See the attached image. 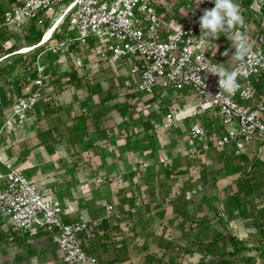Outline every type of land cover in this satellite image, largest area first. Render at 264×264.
<instances>
[{
	"label": "built area",
	"instance_id": "2783aa9c",
	"mask_svg": "<svg viewBox=\"0 0 264 264\" xmlns=\"http://www.w3.org/2000/svg\"><path fill=\"white\" fill-rule=\"evenodd\" d=\"M256 5L257 10L243 19V24L224 32L233 42L235 36L242 34L249 47L243 60H235L231 66L222 58L218 38L210 41L200 36L197 21L204 10L214 7L211 0H203L194 10L192 0H11L3 11L1 25L19 29L25 22H41L44 16L49 26L56 25L46 42L62 25L66 26V33L75 35L55 42L51 48L54 53L88 49L101 63L109 65L129 59L128 74L137 93L151 99L154 94L167 95L165 92L170 91L185 99L199 100L194 115L214 113L219 124L208 118L190 125L188 161L224 147L235 157L250 151L253 157L260 158L264 156V20L259 17L262 0ZM53 12L56 17L50 21L48 16ZM42 39L43 36L41 42ZM89 39L97 45L89 47ZM221 69L238 72L239 87L234 94H219V77L208 72ZM46 80V71L37 68L34 78L28 80L32 91L12 103L0 131L19 127L27 116L34 114L39 101L45 100L41 92ZM189 118L176 107L164 116L162 126L169 129ZM159 162L167 168L165 158L160 157ZM3 166L6 172L0 173V226L7 224L21 234H50L62 264H107L88 252L84 244L100 225V219L67 221L66 217L75 212L73 202L57 200L20 170ZM146 167L141 164V171ZM118 180L121 178L100 175L94 181L98 188ZM259 188L264 201V179ZM180 195V191L174 192L164 199V205ZM192 195L194 192L185 193L187 199ZM101 207L106 218L110 214L119 216L114 204L103 200ZM221 217L225 219L223 213ZM260 229L263 235L258 246L264 248V221Z\"/></svg>",
	"mask_w": 264,
	"mask_h": 264
},
{
	"label": "crops",
	"instance_id": "0c3cea01",
	"mask_svg": "<svg viewBox=\"0 0 264 264\" xmlns=\"http://www.w3.org/2000/svg\"><path fill=\"white\" fill-rule=\"evenodd\" d=\"M234 61V58L225 59L227 65ZM128 77L134 83L130 75ZM71 83H75L72 78ZM89 84L91 82L83 89L93 100L91 104L98 103L93 106L97 108L100 106V82L93 87ZM47 107L36 108L33 118L38 119ZM98 110L100 112V108ZM99 118L97 113L75 120L73 123L79 121L82 125L75 124L69 131L71 135L76 133L73 142H80L83 149L91 151V158L87 159L95 166L88 167L83 182H77L75 179L78 176L72 173V182L66 185L67 191L50 193L61 202H73L75 212L66 217L67 221L79 218L101 220L84 242L88 252L107 264L255 263L257 258L245 252L243 237L249 236L250 240L246 242L251 241L255 245L263 234L260 225L264 221V201L259 197V183L264 176V156L253 157L247 151L235 157L228 147H224L200 154L190 162L186 150L191 124L178 138L172 136L166 139L156 130L144 129H140L134 138L129 131L125 143L118 142V149L113 153L105 145H100V142L111 141V130L100 129ZM177 125L179 123L174 124ZM152 132L157 133L153 136ZM160 148H166L169 154H159ZM88 151H85V157ZM160 157L167 160V168H163L159 162ZM256 159L262 164L259 174L252 173L257 167H252L258 162ZM141 164L147 165L145 171H141ZM4 169L0 162V173ZM97 172L103 177H119L121 180L110 181L96 188L92 178ZM33 178L30 176L35 182ZM253 181L254 184L248 186ZM246 183L248 185L243 186ZM176 191H180L181 195L164 205V199ZM186 192H194V195L187 199ZM83 196L86 198H81ZM103 200L114 204L119 216L110 214L106 218L101 207ZM223 203L229 205L226 213L235 215L228 219L230 226L214 220ZM261 212L263 215L259 214ZM250 220H253L252 224ZM234 226L237 229H232ZM14 233L18 235L17 242L26 246L36 243L42 247L41 253L36 254L39 258L37 264H62L50 234L43 233L44 236L36 237ZM261 255L264 263V255ZM21 260L23 256L17 255L15 263L19 264Z\"/></svg>",
	"mask_w": 264,
	"mask_h": 264
},
{
	"label": "rangeland",
	"instance_id": "374dc122",
	"mask_svg": "<svg viewBox=\"0 0 264 264\" xmlns=\"http://www.w3.org/2000/svg\"><path fill=\"white\" fill-rule=\"evenodd\" d=\"M9 2L10 0H0V115L4 119L9 114L12 103L32 91V84L28 80L34 78L37 68L46 71L47 80L41 92V96L45 100L39 101L36 108H40V106H49V108L43 110V115L38 116V119L37 117L33 118L32 114L27 116L19 127L0 131V162L5 166H12L20 170L29 180H31L30 176H34L33 180L48 194H52V192L60 194L67 191L66 185L72 182L70 179L72 173L74 176H78L75 179L77 182L80 180L83 182L88 167L95 166L88 160L91 158V151L83 149L80 142H73V136L76 133L71 135L70 128L75 124L79 126L81 124L79 121L73 123L75 120L89 118L98 113L100 129L111 130V141L100 142V145H105V148L113 153L118 149V142L125 143L129 131L134 138L138 136L140 129L156 130L160 136H165V138L172 136L178 138L179 134L186 132L188 125L198 120L205 122L211 118L218 124L219 120L213 113L202 116L194 115L198 110L199 100L197 99H185L170 91L165 92L167 95L154 94L151 99L137 93L135 84L128 77L129 59L109 65L101 63L88 49H72L70 52L54 53L51 48L55 42L58 43L67 37L75 36L74 33L65 32V25L60 27V31L49 42L19 54L18 52L23 48H32L41 42L44 32L49 27V20L42 16L41 22H25L19 29L2 26V10L7 7ZM256 2L258 0H237L243 19L250 18L251 12L257 10ZM262 4V15L259 16L261 21L264 20V0H262ZM48 17L52 21L56 14L50 13ZM218 40L222 46V58L227 61L231 60L235 52L232 47L234 42L228 40L224 33H221ZM96 45L94 39H89V47ZM225 51L228 52L227 56L223 55ZM71 78L74 79V84L71 83ZM88 82H91L89 84L91 87L96 82H100V106L97 108L93 106L98 103L91 104L93 100L83 89L88 85ZM95 100L98 101V99ZM176 107L185 111L184 114L189 115L190 119L177 126L172 125L170 129L164 131L162 117L171 110L175 111ZM67 128L68 131H66ZM152 133L153 136L156 134ZM69 140L70 142H68ZM85 151H88L87 155L90 157L84 156ZM168 152L170 151L166 148L159 150V154L162 155H168ZM256 161L258 162L252 166H257L256 170L252 171L253 174L256 172L259 174L262 165L258 159ZM96 166L99 167V165ZM5 172L4 169L1 173ZM97 176H100V173L94 174L92 180H95ZM261 179H264V176ZM253 184L254 181L243 186H252ZM50 185L53 187L49 188ZM262 201L260 200V203ZM224 204L216 213L214 220L230 226L228 219L235 215H228L226 212L229 205ZM222 213L225 219L221 217ZM262 213L259 214L263 215ZM252 222L253 220H250L251 224ZM232 229H237V227L234 226ZM244 236L245 252L258 259L254 264H264L260 257L261 254L264 255V248L258 246L259 239L254 245V242H246L250 240L249 236ZM16 238L18 235L7 224H1L0 264H16L17 255L23 256V260L19 264H37L39 258L36 257V254L41 253L42 247L36 243H31L30 246L23 245L17 242ZM236 264L239 263L236 262Z\"/></svg>",
	"mask_w": 264,
	"mask_h": 264
},
{
	"label": "clouds",
	"instance_id": "9594fccd",
	"mask_svg": "<svg viewBox=\"0 0 264 264\" xmlns=\"http://www.w3.org/2000/svg\"><path fill=\"white\" fill-rule=\"evenodd\" d=\"M202 2L203 0H192L193 10ZM211 3L214 4V7L210 10H204L203 14L198 18L197 22L200 28V36L213 41L221 33L231 31L237 25L243 24V17L240 14L237 0H211ZM232 47L235 49L232 56L237 61L243 60L249 52L248 44L242 34L234 37ZM223 55L227 56L228 52L225 51ZM208 72L219 77V94L227 93L231 95L238 89L239 86L236 82L238 72H229L222 69ZM202 86L204 88V84Z\"/></svg>",
	"mask_w": 264,
	"mask_h": 264
},
{
	"label": "bare ground",
	"instance_id": "6f19581e",
	"mask_svg": "<svg viewBox=\"0 0 264 264\" xmlns=\"http://www.w3.org/2000/svg\"><path fill=\"white\" fill-rule=\"evenodd\" d=\"M55 28H56V25H51V26L48 27V29H46V31H45L44 34H43V39H42L41 44H38V45H36V46H34V47H32V48H27V47H25V48H23V49H22L20 52H18V53H19V54H21V53H26V52H28V51H30V50H33V49H35V48L41 46L44 42H46V41L49 39L50 35L52 34V32L54 31ZM184 113H185V111H183V114H184Z\"/></svg>",
	"mask_w": 264,
	"mask_h": 264
},
{
	"label": "trees",
	"instance_id": "16d2710c",
	"mask_svg": "<svg viewBox=\"0 0 264 264\" xmlns=\"http://www.w3.org/2000/svg\"><path fill=\"white\" fill-rule=\"evenodd\" d=\"M10 1H11V0H10ZM9 4H10V2H9ZM9 4H8V5H9ZM8 5H7V6H8ZM5 8H6V7H4L3 10H2V14H3V11H4ZM263 10H264V8H263ZM1 19H2V15H1ZM37 43H38V42H37ZM3 120H4V119H3V116L0 115V127L2 126ZM205 121H206V120H205ZM43 233H44V232H38L37 234H35V236H36V237H39V236L42 235Z\"/></svg>",
	"mask_w": 264,
	"mask_h": 264
}]
</instances>
